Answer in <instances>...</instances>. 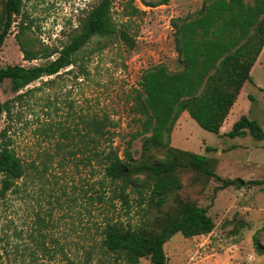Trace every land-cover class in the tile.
I'll return each mask as SVG.
<instances>
[{"label": "rangeland", "instance_id": "rangeland-1", "mask_svg": "<svg viewBox=\"0 0 264 264\" xmlns=\"http://www.w3.org/2000/svg\"><path fill=\"white\" fill-rule=\"evenodd\" d=\"M98 1L25 0L23 10L32 20L30 38L35 42L34 49L41 45L61 47ZM206 1L169 0L167 4L149 8L139 0H114L113 20L127 25L135 47L128 50L114 43L96 50L90 45L83 58L85 74L79 66H70L56 77H44L22 89L19 93L30 92L12 107L13 119L5 121L3 116L0 120V131H6L5 140L10 141L24 163H35L40 168V154L52 152L49 140L40 134L42 127L55 129L59 124L73 127L79 123L81 114H106L115 133L113 147L123 156L129 143V152L137 160L141 139L130 141L131 135L139 130L137 116L129 110L133 90L138 89L141 74L151 65L163 63L170 71L181 69L170 22L196 12ZM129 5L141 13L126 17ZM16 32L17 26H13L0 47V68L41 65L43 60H23ZM250 75L253 83L243 86L224 131L231 130L242 110V116L256 121L264 132V50ZM14 96L10 82H0V102ZM171 145L216 159L215 173L221 178L264 180V140L250 135L216 136L200 128L184 112L172 131ZM208 146L214 151L206 152ZM46 163L49 168L45 179L27 180L26 192L0 200V264H66L64 254L70 259H83V249L99 244L106 218L131 225L143 219V206H139L134 194L129 196V208L116 200L114 211H105L95 198L89 199V195L95 197L98 188L96 181L101 178L98 169L91 175L88 166L70 163L61 169L54 163ZM183 182V193L207 208L215 228L207 235L191 238L180 233L173 235L164 245L167 264H264V184L242 189L228 187L214 193L213 188L220 182L211 181L204 191L188 186L189 174L183 177ZM98 192L104 193L103 189ZM234 217L247 223L235 235L231 233ZM256 244L261 246V254ZM95 262L94 259L91 264ZM140 264L150 263L142 259Z\"/></svg>", "mask_w": 264, "mask_h": 264}, {"label": "trees", "instance_id": "trees-1", "mask_svg": "<svg viewBox=\"0 0 264 264\" xmlns=\"http://www.w3.org/2000/svg\"><path fill=\"white\" fill-rule=\"evenodd\" d=\"M139 1L154 8L169 0ZM24 4L25 0H0V47L12 27L17 26L15 39L23 60H43V63L0 68V82L8 80L15 94L0 102V120L3 116L5 121L13 119L12 107L30 92L27 89L19 93L28 85L44 77H56L70 66H79L85 74L83 58L90 45L96 50L114 43L128 50L135 47L127 25L113 20L114 0H99L79 21L77 30L65 44L34 49L35 42L30 38L32 20L24 12ZM128 8L126 17L141 13L135 6ZM170 25L181 69L170 71L163 63L149 66L131 95L129 110L137 116L139 130L131 135L130 141L141 139L137 160L129 152V143L123 156L113 147L115 133L106 114H81L79 123L73 127L63 124L55 129L42 127L40 134L49 140L52 152L40 154V168L35 163H24L10 141L5 140V129L0 131V200L26 192L27 180L45 179L47 161L61 169L70 163L88 166L91 175L98 169L101 178L96 181L95 197L89 195V199L95 198L105 211L116 210V200L129 208L130 194L143 206V219L136 225L106 218L99 244L83 249V259H70L62 251L66 264H91L94 259L107 264H140L142 259L150 264H167L164 245L173 235L180 233L184 238H191L211 233L215 222L207 214V208L200 207L183 193V177L187 174L188 186L199 187L201 191L211 181L220 182L213 188L214 193L228 187L242 189L264 184V180L257 179L221 178L215 173L216 159L171 145L172 131L184 112L200 128L216 136L250 135L264 140L259 124L245 115L239 117L231 130L220 133L243 86L253 83L251 70L264 50V0H208L196 12L172 19ZM205 150L214 151L209 146ZM100 189L103 194L98 192ZM62 194H66L64 188ZM231 223L234 235L247 225L235 217ZM256 250L263 252L257 244Z\"/></svg>", "mask_w": 264, "mask_h": 264}, {"label": "crops", "instance_id": "crops-1", "mask_svg": "<svg viewBox=\"0 0 264 264\" xmlns=\"http://www.w3.org/2000/svg\"><path fill=\"white\" fill-rule=\"evenodd\" d=\"M239 96H240V95H239ZM239 96H238V98H239ZM237 100H238V99H237ZM236 103H237V101L235 102V104L233 105L232 109L230 110V113L228 114V116H227V119L229 118L230 114L232 113V111H233L234 107L236 106ZM241 111H242V110H241ZM241 111H239V112H240V116H242V113H241ZM240 116H239V117H240ZM227 119H226V120H227ZM238 119H239V118H238ZM238 119H237V120H238ZM225 122H226V121H225ZM225 122H224V125H223V127L221 128V132H220L221 134H222V133H224V132L226 133V132H228V131H229V128H228L226 131H224V130H225V128H226V127H225Z\"/></svg>", "mask_w": 264, "mask_h": 264}]
</instances>
